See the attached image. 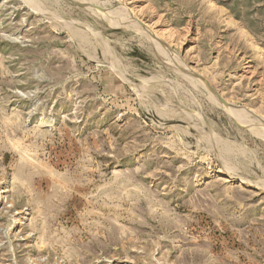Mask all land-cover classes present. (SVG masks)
<instances>
[{"label": "rangeland", "instance_id": "1", "mask_svg": "<svg viewBox=\"0 0 264 264\" xmlns=\"http://www.w3.org/2000/svg\"><path fill=\"white\" fill-rule=\"evenodd\" d=\"M0 264H264V0H0Z\"/></svg>", "mask_w": 264, "mask_h": 264}, {"label": "bare ground", "instance_id": "2", "mask_svg": "<svg viewBox=\"0 0 264 264\" xmlns=\"http://www.w3.org/2000/svg\"><path fill=\"white\" fill-rule=\"evenodd\" d=\"M131 12H133V11L131 10ZM133 13H134V12H133ZM133 13H131V14H132L133 18H134V19H136V16H135V15H136V13H135V15H134ZM139 21H140V20H139ZM148 29H149V28H147V33H149V32H148ZM221 101L223 102V103H222V105H223V106H224V108H225V107H226V104L224 103V101H223V100H221Z\"/></svg>", "mask_w": 264, "mask_h": 264}]
</instances>
